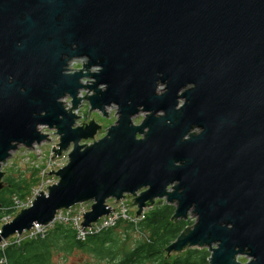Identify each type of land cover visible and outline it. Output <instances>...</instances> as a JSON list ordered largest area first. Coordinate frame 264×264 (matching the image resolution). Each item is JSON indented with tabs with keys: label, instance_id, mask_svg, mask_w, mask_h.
I'll return each mask as SVG.
<instances>
[{
	"label": "water",
	"instance_id": "obj_1",
	"mask_svg": "<svg viewBox=\"0 0 264 264\" xmlns=\"http://www.w3.org/2000/svg\"><path fill=\"white\" fill-rule=\"evenodd\" d=\"M83 101L117 107L99 140L95 121L75 126ZM40 127L60 138L54 157L72 147L68 163L0 243L80 203L87 228L110 200L132 198L138 217L163 200L196 217L168 256L264 264V0H0V188L12 152L47 141Z\"/></svg>",
	"mask_w": 264,
	"mask_h": 264
},
{
	"label": "trees",
	"instance_id": "obj_2",
	"mask_svg": "<svg viewBox=\"0 0 264 264\" xmlns=\"http://www.w3.org/2000/svg\"><path fill=\"white\" fill-rule=\"evenodd\" d=\"M5 181L7 186L0 188V219L15 214L13 198L21 199L30 187L24 180L7 177ZM160 202L163 201L156 203ZM162 204L150 207L137 221L120 219L114 227L89 235L85 241L77 239L70 227L56 225L44 238L11 244L0 250V264H51L54 254L72 248L91 251L106 264H209L210 254L201 249H186L172 258L168 256L166 248L185 231L189 220H174L175 207L165 201ZM121 228L144 237L132 250L121 252L117 234Z\"/></svg>",
	"mask_w": 264,
	"mask_h": 264
},
{
	"label": "rangeland",
	"instance_id": "obj_3",
	"mask_svg": "<svg viewBox=\"0 0 264 264\" xmlns=\"http://www.w3.org/2000/svg\"><path fill=\"white\" fill-rule=\"evenodd\" d=\"M85 63L86 59L73 60L69 64V70L71 72L79 71L83 68L82 66ZM92 71L94 72L96 70ZM92 81L93 80L91 78H85L82 82L85 85H90ZM87 92L88 89H82L78 97L81 99ZM90 95H93L92 91L88 93V96ZM63 101L65 102V107L70 109L71 98L67 96L63 99ZM89 110L90 107L88 105V101H83L77 109L79 119L76 121L75 126H82V124H87L91 120L95 121L102 127L95 136V139L99 140L105 136L107 129L117 121V107L113 105L106 108V115L98 110H94L89 113ZM145 116V113H140L134 117L132 121L134 124L139 125ZM39 130L42 134L47 136V141L45 140L40 144H34L32 148L19 146L16 151L12 152L11 157L2 167V171L5 173L3 178L5 185H7V181H5V178L7 177L14 178L17 181L24 180L28 185H30V187L27 188L24 196L21 198L22 200L18 197H14V202L20 201L21 203L26 204L28 201L35 198L40 192H47L48 187L57 183L58 181V178L54 174L50 175L49 172L58 171L68 163V154L72 147H70V149L67 151H63L61 155L54 157V148L58 150L60 143L59 136L55 134L56 130H51L47 127H40ZM92 142L93 141L82 142V144H90ZM157 201L159 200H156V202ZM163 202H160L159 204L155 203L154 207L163 205ZM114 206L117 208L118 205L114 204ZM124 206L126 208V214L128 217H138L136 215L137 208L134 205L132 198H127V200H125ZM17 213L18 212L13 215V218ZM187 220H189V224L186 228H191L196 221V217L191 213L189 214V218ZM117 234L121 240L119 249L121 252H124L125 250H132L136 246L137 242L142 240L144 237L139 232L128 231L124 228L119 229ZM201 250H205L211 254L207 248H203ZM175 255L178 254L173 253L169 257L172 258ZM238 261L241 263H246L248 258L245 256H240L238 257ZM51 264H106V262L97 258V256L91 251L72 248L67 252H58L54 254Z\"/></svg>",
	"mask_w": 264,
	"mask_h": 264
},
{
	"label": "built area",
	"instance_id": "obj_4",
	"mask_svg": "<svg viewBox=\"0 0 264 264\" xmlns=\"http://www.w3.org/2000/svg\"><path fill=\"white\" fill-rule=\"evenodd\" d=\"M35 198L28 201L26 204L21 203L20 201L14 202V209L15 213L20 212L23 209H26L32 205V202ZM124 199L118 203L116 202H107L108 207L114 209V212H111L108 216H104L100 218L97 222L92 223L90 227L84 228L82 226V222L84 221V214L91 210L92 202L90 203H80L75 206H72L69 209H61L59 210L54 220L48 225H41V224H34L33 227L29 231H24L21 235L15 234L8 238L7 240H3L0 243V250H3L5 247L11 244H18L29 240H34L38 238H44L47 233L53 229L56 225L66 226L73 229L76 233L77 239L81 241H85L89 235L98 234L102 231H105L109 228L114 227L120 219H128V221H137L140 218H143L148 208L144 209L142 214L139 217H128L126 214V208L124 206L125 203ZM117 204V208L114 206ZM14 215V214H13ZM13 215L11 216H4L0 219V233L1 228L5 223L10 222L13 219Z\"/></svg>",
	"mask_w": 264,
	"mask_h": 264
},
{
	"label": "bare ground",
	"instance_id": "obj_5",
	"mask_svg": "<svg viewBox=\"0 0 264 264\" xmlns=\"http://www.w3.org/2000/svg\"><path fill=\"white\" fill-rule=\"evenodd\" d=\"M161 91H162V88L160 87L159 89H158V93H161ZM63 103H65L64 101H63ZM65 105V104H64ZM66 109H69V108H67V107H65Z\"/></svg>",
	"mask_w": 264,
	"mask_h": 264
},
{
	"label": "flooded vegetation",
	"instance_id": "obj_6",
	"mask_svg": "<svg viewBox=\"0 0 264 264\" xmlns=\"http://www.w3.org/2000/svg\"><path fill=\"white\" fill-rule=\"evenodd\" d=\"M161 114H163V113L160 112V113L157 114V116H159V115H161ZM195 131L197 132V129H196V130H193L194 133H196ZM138 138H139V137H138ZM190 213H192V210H191Z\"/></svg>",
	"mask_w": 264,
	"mask_h": 264
}]
</instances>
